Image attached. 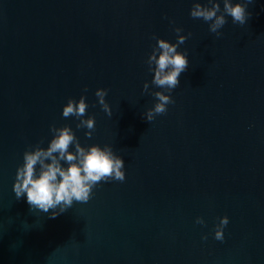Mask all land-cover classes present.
<instances>
[{
	"label": "water",
	"instance_id": "water-1",
	"mask_svg": "<svg viewBox=\"0 0 264 264\" xmlns=\"http://www.w3.org/2000/svg\"><path fill=\"white\" fill-rule=\"evenodd\" d=\"M193 2L0 0V264H264V0L244 25L227 17L219 37L191 18ZM176 27L191 33L177 49L189 66L175 103L148 122L156 100L143 85L163 89L145 61L153 36L176 43ZM82 95L90 139L62 116ZM52 125L85 148L110 145L126 176L55 218L13 192L23 153L47 148Z\"/></svg>",
	"mask_w": 264,
	"mask_h": 264
},
{
	"label": "clouds",
	"instance_id": "clouds-1",
	"mask_svg": "<svg viewBox=\"0 0 264 264\" xmlns=\"http://www.w3.org/2000/svg\"><path fill=\"white\" fill-rule=\"evenodd\" d=\"M251 3L253 0H238L236 3L223 0L221 9L219 0H206L205 4L194 0L190 16L208 23L209 32L219 37L222 35L220 29L228 22L227 17H231L233 24L247 23L250 18L247 7ZM174 31L177 33L176 43L153 36L157 44L145 61L148 71L154 73L151 84L163 89L153 92L147 81L143 85V93L152 95L156 100L154 106L143 114L148 122H152L156 116L165 115L168 105L175 103L170 94L180 85V75L189 66L187 55L177 49L191 33L188 36L180 35L183 31L180 27ZM84 91L87 92L86 87ZM107 94L108 90L104 88H98L95 92L102 110L111 116V108L105 100ZM88 107L85 96L82 95L78 101L70 98L63 107L62 116L75 117L79 121L76 127L87 129L85 136L90 139L95 131V117L87 116ZM50 131L53 137L48 147L43 148L38 143L32 150H26L23 153V164L16 171L13 192L17 199L26 196L31 209L43 213L51 210L50 218H55L72 207L74 201L87 203L92 198L93 189L101 182H124L125 162L114 153L110 145L102 148L94 144L85 148L68 125L59 128L52 125ZM72 146L74 151L69 150ZM195 223L204 225L205 221L203 217H197ZM228 223L227 216L219 218L214 228L216 240L224 241V230ZM202 239L207 240V236H202Z\"/></svg>",
	"mask_w": 264,
	"mask_h": 264
}]
</instances>
